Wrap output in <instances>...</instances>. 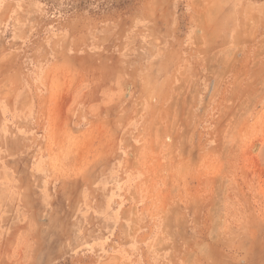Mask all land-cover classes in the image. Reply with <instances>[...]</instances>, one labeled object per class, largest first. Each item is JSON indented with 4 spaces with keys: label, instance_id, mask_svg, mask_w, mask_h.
<instances>
[{
    "label": "rangeland",
    "instance_id": "rangeland-1",
    "mask_svg": "<svg viewBox=\"0 0 264 264\" xmlns=\"http://www.w3.org/2000/svg\"><path fill=\"white\" fill-rule=\"evenodd\" d=\"M0 264H264V0H0Z\"/></svg>",
    "mask_w": 264,
    "mask_h": 264
}]
</instances>
